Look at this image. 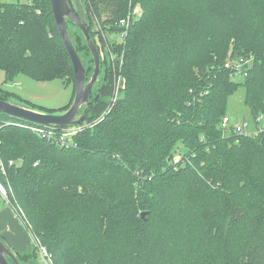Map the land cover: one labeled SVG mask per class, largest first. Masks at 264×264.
Listing matches in <instances>:
<instances>
[{"label": "trees", "instance_id": "16d2710c", "mask_svg": "<svg viewBox=\"0 0 264 264\" xmlns=\"http://www.w3.org/2000/svg\"><path fill=\"white\" fill-rule=\"evenodd\" d=\"M84 2L95 15L106 5L103 26L119 32L141 7L121 41L108 43L117 55L102 59L84 125L110 105L123 75L111 110L71 138L0 111V176L34 240L54 264H264V129L247 132L264 114V0ZM85 24L100 49L99 24ZM81 34L73 43L89 56V80L94 58ZM246 58L240 76L225 66ZM0 69L7 80L22 72L75 82L50 0L0 2ZM241 88L254 123L244 132L223 125ZM0 99L23 100L3 88ZM38 244L17 254L22 264Z\"/></svg>", "mask_w": 264, "mask_h": 264}, {"label": "rangeland", "instance_id": "374dc122", "mask_svg": "<svg viewBox=\"0 0 264 264\" xmlns=\"http://www.w3.org/2000/svg\"><path fill=\"white\" fill-rule=\"evenodd\" d=\"M0 2H13V3H29L30 0H0ZM75 9L77 10V13L79 14L80 18L83 19L85 22H92L96 21L99 25L95 27V32L97 29L100 30V33L96 35L97 40L99 41V46H100V52H101V58L106 59L108 58H114L116 57V52L112 50V48H109L108 43L112 42H120L121 41V34L119 31L113 30L109 31L108 28L103 26L102 21L107 19L109 16L108 12V7L104 4L101 5V12L100 15H95L92 13H89L85 9V2L84 0H72ZM104 5V8H103ZM140 7V6H139ZM141 9V7H140ZM100 17V18H99ZM97 28V29H96ZM68 30L70 33V36L72 38V41L80 46L81 38L79 35L81 34L80 28L75 25L74 23H70L68 26ZM83 33V32H82ZM82 35V34H81ZM105 40H108L106 43ZM78 51V50H77ZM81 58L84 57L83 62L89 65V56L87 53L81 49L80 51ZM107 55V57H106ZM116 63H114L115 65ZM106 67V63H103L101 66V74L98 77L94 89H96L103 81L104 77V69ZM236 79L242 80L241 77H237ZM121 82L122 85L124 86L123 88H120V96L122 95V92L125 89V77L123 75H120L117 80H116V86L117 84ZM115 87V86H114ZM0 88H3L5 90H10L14 92L16 95L19 96V98H22L23 100H18V99H11L10 101L15 102L19 105L25 106V107H30L32 108L33 105H36L38 108L39 106L47 109H51L54 112L53 113H62L64 107L66 105H69L72 103L74 97H75V92H76V87H75V82H71L70 85H66L64 83V80L61 78H55L51 81H40L37 79L32 78L28 74L25 73H18L14 79L12 80H7V75L4 69H0ZM93 89V91H94ZM116 90V88H115ZM113 93L110 97V100H112ZM39 110V109H38ZM111 110L110 106H107L106 110L95 120L88 122L86 125H84V122L81 123L82 128L85 126H94L98 124L101 120V118L106 115ZM82 114V113H81ZM227 115L231 118V122L229 125H233L236 123H244V122H249L250 127L254 126V123L251 121L250 118V111L248 106L244 103L243 101V90L242 88L236 92L229 100V105H228V113ZM12 200V199H11ZM0 202L2 205L6 206V201L0 198ZM15 204H12V206L17 211H19L20 217L23 219V222L25 223L26 226H29L27 222V216L22 212L19 208L20 205L17 203V201H14ZM10 206V205H8ZM28 228V227H27ZM32 233V232H31ZM33 238V237H31ZM33 240V244L27 251H33L35 244H38L37 240ZM38 249V254L37 259L40 260L41 264H46L44 257H43V251L41 248V245H37L36 247ZM54 262V260H53Z\"/></svg>", "mask_w": 264, "mask_h": 264}, {"label": "water", "instance_id": "95a60500", "mask_svg": "<svg viewBox=\"0 0 264 264\" xmlns=\"http://www.w3.org/2000/svg\"><path fill=\"white\" fill-rule=\"evenodd\" d=\"M53 14L59 27L65 45L71 55L75 71V97L70 106L62 113L45 112L42 110L25 107L10 100L0 99V111L19 117L24 120L33 121L43 125H55L59 127L72 126L84 121L90 104V96L94 85L101 74V52L92 33L84 20L72 8L69 0H50ZM71 20L83 32L90 51L94 58V71L87 80L86 66L77 51L68 30L67 20ZM85 106L82 114L81 109ZM148 211H143L141 216L147 220ZM11 258L16 264H22L17 255L0 237V264H11Z\"/></svg>", "mask_w": 264, "mask_h": 264}, {"label": "built area", "instance_id": "2783aa9c", "mask_svg": "<svg viewBox=\"0 0 264 264\" xmlns=\"http://www.w3.org/2000/svg\"><path fill=\"white\" fill-rule=\"evenodd\" d=\"M139 13H140V7H137L134 9L133 13L131 12L129 14V16L127 18H123L119 21L118 26L124 30V31L120 32L122 36H124L126 33L125 29L130 27L132 15L137 16ZM99 50H101V49H99ZM121 62H123V61H121ZM249 63H250V60L248 58L243 59V60H238V61L234 60V59L233 60L228 59L225 63V66L233 69L235 72V75L239 74V76H240L243 73L244 66L249 65ZM123 87L124 86L122 85L121 82H119L117 84V86L115 84L114 94L112 96V100L110 101V105H109L111 108L114 105V103L119 99L120 90H121L120 88H123ZM115 88H116V90H115ZM103 118H104V116L101 118V120ZM259 120L261 122L258 123L257 127L250 129V130H247L248 133H253V132L264 129V122H263L264 114H261ZM230 122H231V118L229 116H225L223 119V125H229ZM42 126H44V125L42 124ZM42 126L41 127L40 126H37V127L33 126L31 129H33L36 132L49 134V135H51V137L55 136V131H53L52 128L46 129ZM45 126L52 127L51 125H45ZM53 126H55V125H53ZM234 126H235L236 131L244 132V131H246L247 127H250V123L249 122L236 123V124H234ZM81 128H82V126H75V125L62 127L61 128L62 130L60 132V136H63L64 138H71L73 135H75L77 132H79V130ZM63 142L66 143L65 140ZM13 164H14V162L11 160L10 165H13ZM1 170H2V173L6 175V179H7L8 178L7 177V169H6V166L3 164V162H1ZM10 190H11V186H10L9 180L7 179L6 182H4L2 177L0 176V195L4 196L7 200H10V193H9ZM19 209L23 212L21 207ZM16 212L18 213L19 211H17V209H16ZM19 213H18V215H19ZM38 245H40V244H38ZM41 248L43 251V257H44L46 264H54L52 254L42 245H41Z\"/></svg>", "mask_w": 264, "mask_h": 264}, {"label": "crops", "instance_id": "0c3cea01", "mask_svg": "<svg viewBox=\"0 0 264 264\" xmlns=\"http://www.w3.org/2000/svg\"><path fill=\"white\" fill-rule=\"evenodd\" d=\"M0 198L6 201V204L2 205L0 202V237L5 243L12 249L17 255L19 253L26 252L33 244V234L25 225L23 219L15 212L12 204H15L10 200H7L4 196L0 195ZM33 237V238H31ZM24 264H41L37 257H32L25 261Z\"/></svg>", "mask_w": 264, "mask_h": 264}, {"label": "flooded vegetation", "instance_id": "af4514ba", "mask_svg": "<svg viewBox=\"0 0 264 264\" xmlns=\"http://www.w3.org/2000/svg\"><path fill=\"white\" fill-rule=\"evenodd\" d=\"M64 112V111H63ZM29 121V120H28ZM31 122H33V121H31Z\"/></svg>", "mask_w": 264, "mask_h": 264}]
</instances>
